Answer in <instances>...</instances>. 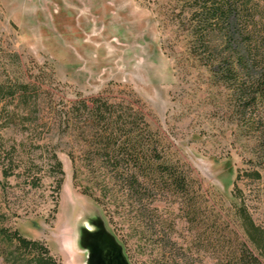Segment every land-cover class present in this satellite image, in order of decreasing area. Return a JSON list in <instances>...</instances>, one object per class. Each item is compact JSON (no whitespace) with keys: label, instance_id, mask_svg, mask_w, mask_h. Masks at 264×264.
Listing matches in <instances>:
<instances>
[{"label":"rangeland","instance_id":"rangeland-1","mask_svg":"<svg viewBox=\"0 0 264 264\" xmlns=\"http://www.w3.org/2000/svg\"><path fill=\"white\" fill-rule=\"evenodd\" d=\"M179 4L0 0V226L43 240L59 264H89L97 233L131 264H235L243 245L264 263L235 208L264 228V103L239 107L188 52ZM98 94L143 114L184 188L140 166L156 180L135 201L88 157L69 107Z\"/></svg>","mask_w":264,"mask_h":264},{"label":"trees","instance_id":"trees-1","mask_svg":"<svg viewBox=\"0 0 264 264\" xmlns=\"http://www.w3.org/2000/svg\"><path fill=\"white\" fill-rule=\"evenodd\" d=\"M178 1L184 13L181 18L188 24V52L203 60L208 71L231 90L239 107L264 103V0ZM69 110L68 117L76 112L82 131L90 134L88 157L110 166V178L121 182L126 196L139 201L141 189L151 186L147 181L156 180L140 176V166L145 173L165 177L174 188L185 187L184 173L156 152V138L143 114L130 104L98 94L76 98ZM56 166L60 170L58 160ZM235 208L248 240L264 259V228L252 220L242 203ZM140 212V207L134 210L136 216ZM0 238L12 264H59L43 240L23 235L16 227L0 226ZM235 264L264 263L243 245Z\"/></svg>","mask_w":264,"mask_h":264},{"label":"water","instance_id":"water-1","mask_svg":"<svg viewBox=\"0 0 264 264\" xmlns=\"http://www.w3.org/2000/svg\"><path fill=\"white\" fill-rule=\"evenodd\" d=\"M91 246H105L110 250L109 257L98 260L97 264H130L120 249V243L109 233H97L91 236Z\"/></svg>","mask_w":264,"mask_h":264},{"label":"flooded vegetation","instance_id":"flooded-vegetation-1","mask_svg":"<svg viewBox=\"0 0 264 264\" xmlns=\"http://www.w3.org/2000/svg\"><path fill=\"white\" fill-rule=\"evenodd\" d=\"M120 249H121L123 255L125 256V258L128 260L126 253L123 250V246L121 244H120ZM109 254H110V250L108 248H106L105 246L95 247V246L90 245L89 246V253L87 255V259L89 261V264H97L98 260L104 259V257L105 258L109 257Z\"/></svg>","mask_w":264,"mask_h":264}]
</instances>
